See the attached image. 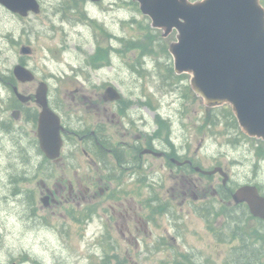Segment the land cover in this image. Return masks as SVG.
Instances as JSON below:
<instances>
[{
  "label": "rangeland",
  "instance_id": "374dc122",
  "mask_svg": "<svg viewBox=\"0 0 264 264\" xmlns=\"http://www.w3.org/2000/svg\"><path fill=\"white\" fill-rule=\"evenodd\" d=\"M38 1L41 13L30 14L20 20L11 17L0 5V79H7L22 59L36 75L35 87L39 80L45 79L50 86V94L56 101L65 98L72 105L70 116L74 129L82 127L79 122L88 118V108L92 113L96 111L99 95L105 94L109 84L116 86L124 96L150 97L155 110L151 113L144 109L143 113L154 129L156 124L153 125V122L158 116V109L167 113L173 102L183 103L178 99L184 88L182 80L185 78L186 83L190 76L188 78L175 73L174 58L169 52V46L176 41L177 32L164 37V31L155 28L150 17L140 11L138 2L115 0L113 9L107 8L103 13L102 8L109 5L108 2L91 9V15H97L105 22L104 26L97 24L101 28L98 30L85 24L87 22L82 14L85 12L84 5L73 8L69 6L73 5L70 0ZM61 9L63 14L59 12ZM113 34L117 36L116 39H111ZM22 47L30 48L31 54L23 56L20 52ZM102 48L106 59L98 61L96 65H106V68L94 69L89 65V59L95 54H102ZM184 93L186 95L185 90ZM194 97L192 95L188 99L192 102L187 113L194 116L193 112L196 110L202 123L201 135L195 138L194 145L190 143L193 150L202 145L200 165L207 170L216 166L224 167L232 178L235 189L241 185L254 184L261 186L264 191V140L248 137L233 125L228 112L229 109L232 111V107L225 105L208 108L199 98L195 102ZM212 118H216L218 123L206 127ZM163 130L167 135L168 129ZM189 134V131L184 134L188 140L191 139ZM25 139L26 152L19 149L11 157L7 151L13 148L12 145L0 140V146H3L0 148V264H189L186 260L191 264L232 263L229 259L232 244L227 246L217 238L218 223H209V216L205 222L207 217L203 219L192 212H180V215L159 214V211H154L153 200L147 192L148 184L144 180L133 184L132 190L121 182L100 183L99 178L103 173L96 166L87 165L91 173L89 172L85 166L82 147L74 158L75 170H79L80 175H95V190L99 191L100 186L108 187L113 196L117 195V199L94 200L87 194L80 204H65L55 214L38 210V204L35 206L29 199L35 196L33 192L36 183H12L13 177L26 174L31 169L39 170L41 177L46 175L47 167L40 162L41 155L31 143L33 135H27ZM68 148L70 151V146ZM259 149H263L261 157L258 156ZM86 162L89 163L88 160ZM38 163L40 167L34 168ZM157 165L158 163L154 166L156 172L153 179L160 182L163 176L159 178L162 171ZM199 176L200 174H194V177ZM88 185L90 183L82 184L81 191H85V186ZM169 185H166V189L165 186L161 189L164 196H167ZM120 187L125 189L126 194L120 193ZM22 189L23 194L16 197L15 193ZM26 205H31L32 209L27 210ZM104 205L114 216L101 215L100 207ZM176 205L177 209L184 208L179 203ZM94 207L98 208L94 217L97 220L94 219L83 236L80 233L82 228L70 213H85L89 208L95 209ZM116 207L121 210L131 209L133 214L122 217L112 210ZM244 213L247 214L241 211L244 216L241 218L245 226L253 231L258 223L249 220ZM124 218L130 223L131 220L137 221V218L140 220L138 246L119 241V227L126 222ZM107 225L110 227L105 234ZM176 225H180L184 232L180 239L181 247L177 250L172 247L166 249L157 239L160 233L158 230L171 229ZM151 230L154 231L153 236L149 235ZM92 236L98 239L95 240ZM248 236L249 241L253 242L251 231ZM233 247L234 257L237 258L239 250H243L244 246L235 238ZM260 248L264 251V244ZM131 255H135V259H130ZM188 255H195L197 258L188 259Z\"/></svg>",
  "mask_w": 264,
  "mask_h": 264
},
{
  "label": "flooded vegetation",
  "instance_id": "af4514ba",
  "mask_svg": "<svg viewBox=\"0 0 264 264\" xmlns=\"http://www.w3.org/2000/svg\"><path fill=\"white\" fill-rule=\"evenodd\" d=\"M70 1H73V5L69 6L73 8L80 4L84 5L85 12L83 11L82 14L87 22L85 24L98 30L101 28L99 27V29L97 24L104 26L105 22L99 16L91 15V9L108 2L109 5H104L102 8L101 12L103 13L107 11V8L113 9V4L116 2L115 0ZM62 9L59 12L63 14ZM5 10L17 20L26 18L6 8ZM116 38L117 36L113 34L111 39ZM103 50L102 48L101 52ZM119 51L112 50V52L116 53ZM143 62L145 64L146 60ZM17 65L26 66L22 59L19 60ZM101 68H106V65ZM185 80V78L182 80L184 88L181 96L178 97L183 103L173 102L172 109L170 108L167 113H162L158 109L156 111L158 116L153 122V125L156 124L155 129L152 125H149L143 113L144 109H148L151 113L154 112L155 107L151 98L139 95L131 98L124 96L122 93L117 101H111L108 95L100 94L96 111L92 113L90 108H88V118L79 122L82 125L80 127L82 130H79L80 128L74 129L70 116L72 105L65 98L56 101L50 94V88H48V106L61 119V135L63 139L60 157L52 160L47 158L41 149L38 134L43 106L37 101L35 96L38 89L37 86L43 81L47 83L48 81L45 79L39 80L38 85L35 87L36 81L24 82L17 79L13 68L7 79H0V136H2L0 140L1 142L5 140L12 145L13 148L7 151L8 156L11 157L12 154H17L19 149L26 152L25 137L33 135L34 140L31 143L37 148L41 155L40 162L45 163L47 170L45 171L46 175L41 177L42 174H40L39 170L31 169L26 174L13 177L12 183L15 185L22 181L35 182L36 186H34L33 192L35 196L29 198L30 202L35 204V206L38 204V210L53 214L65 204H80L81 200H85L87 194L92 196L94 200L107 198L115 201L117 195L113 196L108 187L103 188L100 186L98 187L99 191L95 190V175H80V171L75 170L74 158L78 155L79 148L82 147L85 166L89 172L90 169L87 165L90 167L96 166L102 171L103 176L101 175L99 178L100 183L104 181L108 183L121 182V184L129 186L132 190L133 184H137L139 180H144L148 184L147 192L153 200L154 211H159V214L180 215L182 214L180 212H192L200 215L203 219L207 217L204 219L205 222L209 216V223H218L219 232L217 233V238L226 243L227 246L232 244V252L229 257L232 261L231 264H238L236 261L234 262V259H243L242 257H244L248 249L239 250L237 258L234 257L233 243L235 238L239 241V237L235 233V219L240 217L238 220H241V217H244L241 211L246 212L245 207L248 206L246 203L235 204L234 195L238 188H234L232 178L225 168L223 169L227 175L224 174L225 172L223 175L221 172V175L215 174L211 176L197 172V168L201 167L204 169L199 162L202 145L200 144V148L193 150L190 143L193 144L195 138L200 136L202 123L197 117L196 110L193 112L194 116L187 113L188 106H191L190 103L192 101L188 100L184 93V90H190L188 81L185 83ZM110 85H107V88ZM18 94L22 96L19 97ZM194 101H197L196 97ZM188 124L191 125L188 126ZM163 128L168 129L169 136L164 133ZM188 131L191 132L189 134L191 135L190 140L184 135ZM72 145L74 146L72 147ZM68 146H70V151ZM0 148H3V146H0ZM67 150L69 151L68 153ZM156 163H158L157 167L162 171V175L159 178L163 177L160 182H156L153 179L156 172L154 168ZM33 167H40V163ZM219 167L216 166L211 170ZM60 169L62 170L60 171ZM149 172L152 174L150 175ZM68 173L70 174L68 175ZM194 174H200V176L194 177ZM86 183H90V185L85 186V191H81L82 184ZM167 184L170 185L167 187V196H164L161 189L164 186L166 189ZM119 190L120 193L126 194L125 189L122 187ZM23 192L22 189L21 192L15 193V196H21ZM261 194L263 195L264 192L262 191ZM167 200H170V202ZM178 203L184 208L177 209L176 204ZM26 207L27 210L32 209L31 205H26ZM97 210L98 208H89L85 213L76 214L74 211L70 213L72 219L82 228L80 233L83 236L86 235L88 228L91 226L93 217L98 213ZM100 210L103 216L113 215L110 210H106L105 205L100 207ZM112 210L114 212L117 211L122 217L133 214L131 209H126V211L116 207ZM244 215L246 214L244 213ZM100 218L102 219V217ZM138 218L135 222L131 220V223L124 218L126 222L119 227V241L138 246L140 223ZM107 222L110 223L111 221L107 220ZM262 225L264 226V223ZM109 227L110 225H107V229L105 228V234L108 233ZM145 227H148V225H145ZM239 227L246 232L247 236L250 235V229L245 226V222L239 223ZM158 231L160 233H158L157 239L163 243V247L166 249L172 247L176 250L181 247L180 239L181 237L183 238L184 232L180 225L172 226L171 229H159ZM149 235L153 236L154 231L151 230ZM92 237L95 240L98 239L94 236ZM110 237H112L111 234ZM130 248L132 249L131 246ZM187 258L196 259L197 257L188 255ZM130 259H135V255H131ZM165 259H167L166 253ZM260 259H264V256L260 257Z\"/></svg>",
  "mask_w": 264,
  "mask_h": 264
},
{
  "label": "water",
  "instance_id": "95a60500",
  "mask_svg": "<svg viewBox=\"0 0 264 264\" xmlns=\"http://www.w3.org/2000/svg\"><path fill=\"white\" fill-rule=\"evenodd\" d=\"M100 1V0H97ZM155 28L168 36L178 32L169 51L175 58L178 74L192 75L191 85L208 107L232 106L242 130L264 139V6L261 0H134ZM0 4L22 16L41 11L38 0H0ZM29 54V48L22 49ZM15 75L24 82L35 79L23 66ZM48 87L39 86L37 101L43 106L38 137L49 159L60 156L63 141L60 118L48 107ZM111 100L119 98L107 89ZM21 96V95H20ZM198 171L200 169H197ZM216 172V171H214ZM211 172L209 174H213ZM246 202L255 217L264 219V197L257 187L245 186L234 195Z\"/></svg>",
  "mask_w": 264,
  "mask_h": 264
},
{
  "label": "trees",
  "instance_id": "16d2710c",
  "mask_svg": "<svg viewBox=\"0 0 264 264\" xmlns=\"http://www.w3.org/2000/svg\"><path fill=\"white\" fill-rule=\"evenodd\" d=\"M262 3L264 5V0H262ZM102 58H103V55L98 54V55H94L92 57V60L94 62H98ZM228 112H229L230 116L233 117V122H234L233 125L238 127L237 121L234 118L232 111L229 109ZM217 123H218L217 119L212 118L211 121L209 120L208 125H206V127L216 125ZM262 155H263V149H259L258 156L261 157ZM238 218H240V217H238ZM238 218L235 219L236 220L235 221L236 222L235 233H236L237 237H239V240L241 241L242 245L244 246V249H248V250L244 254V257H242L243 259H237V263L238 264H264V259H260V257L264 256V253L261 250V248L257 247L255 244V243H260L261 240H264V230L262 229L263 225L259 222L258 227H256V229H254L252 231L253 242H251V241H249V236L246 235V232H244V230L241 227H239V223H244L243 218L241 220H238ZM247 218L249 220H254L253 217H251L249 215H247ZM254 240L256 242H254Z\"/></svg>",
  "mask_w": 264,
  "mask_h": 264
}]
</instances>
